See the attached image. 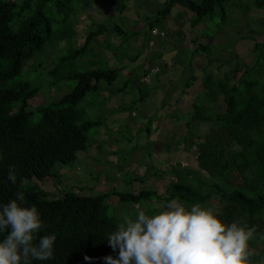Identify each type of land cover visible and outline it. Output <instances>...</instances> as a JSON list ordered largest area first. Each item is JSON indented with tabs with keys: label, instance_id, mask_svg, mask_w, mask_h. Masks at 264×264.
<instances>
[{
	"label": "trees",
	"instance_id": "16d2710c",
	"mask_svg": "<svg viewBox=\"0 0 264 264\" xmlns=\"http://www.w3.org/2000/svg\"><path fill=\"white\" fill-rule=\"evenodd\" d=\"M232 1L167 0L154 21L148 25L149 33L162 23H165V27L167 18L177 6L192 15L191 26L196 29L207 19L213 21L216 10L220 8L226 29L231 24L232 11L229 6L239 4H230ZM79 3H82L81 0H25L18 6L17 0H0V153L4 156L0 160V202L6 203L14 198L17 191H23L28 202L36 204L43 214L45 227L40 235H57L54 257L46 261H34V264H105V256L118 255L107 241V234L114 231L119 223L116 217L109 216L107 210L112 197L118 198L120 203L134 206L142 201L151 202L152 206L153 203L162 202L161 210L173 199L185 204L206 205L218 196L221 203L226 205V220L241 219L249 226H255V234H259V240L263 241L264 43H255L258 57L251 67L244 66L242 69L236 63L224 77L215 78L212 72H206L218 61V58L210 56L209 46L212 43L206 41L209 44L200 45L197 36L186 39L193 46L192 56L196 60L204 56L207 61L200 78L204 99L199 98V103L194 102L193 115V111L185 115V134L181 139L173 140L172 148L165 144L158 145L157 142L156 145L159 150L164 148L168 152L180 150L181 145L188 150L195 148V161L200 170L209 175L210 183L197 174L173 172V180L161 195L155 190L136 191L134 183L139 179L129 181L134 187L133 193L105 191L84 196L83 190H78L65 192L62 199H52L49 193L40 188L39 183L52 177L51 172L57 163L71 164L77 161L79 153L86 152L89 147L86 132L91 125L81 123L82 118L75 108L88 94L100 93L102 83L112 86L123 71L120 68L90 69L62 74L63 78L60 77L59 71L63 64L88 57L93 41L106 30L101 25L86 35L83 45L77 47L72 56H61L56 60L57 66L51 72L54 80L48 93L43 96L55 89L54 82H76V87L59 102L40 104L35 111H30L42 85L34 86L31 81L10 85L35 67L37 59L44 57L48 50L70 43L77 37L74 24L72 26L69 23L78 15ZM256 5L264 8V0H256ZM120 9L125 10L126 7ZM114 30L122 32L118 27ZM182 51L177 52L180 54ZM159 55L154 54L146 59L148 63L142 65L143 79L151 74L153 61L162 56ZM135 61L136 58L132 62ZM44 64L45 61L41 63L42 68ZM192 66L188 63V67ZM160 70L165 74L166 70ZM196 80L190 77L186 87ZM221 99L225 110L214 112L213 105ZM34 113L39 114L40 118L31 124ZM169 117L166 114L161 120ZM161 120L154 127L149 124L145 138H151ZM151 144L150 148L159 153L154 141ZM10 166L16 169L15 184L7 179ZM146 172H153V178L161 177L154 166L147 168ZM144 208L151 212L159 210ZM254 242L250 241V247L255 246ZM86 256L93 259L86 260Z\"/></svg>",
	"mask_w": 264,
	"mask_h": 264
},
{
	"label": "rangeland",
	"instance_id": "374dc122",
	"mask_svg": "<svg viewBox=\"0 0 264 264\" xmlns=\"http://www.w3.org/2000/svg\"><path fill=\"white\" fill-rule=\"evenodd\" d=\"M23 1L25 0H17L18 6ZM166 1L81 0L82 3L77 5L78 15L69 23L72 26L74 24L77 37L70 43H63L55 46V49L48 50L44 57L37 59L35 67L10 83L13 85L31 81L34 86L42 85L40 94L29 108L30 111H35L40 104L59 102L65 94L70 93L76 87V82H54L55 91L52 90L43 96L48 93L51 81L54 80L51 72L57 66L56 60L61 56H72L73 51L83 45L86 35L101 25L106 30L102 36L93 41L88 57L63 64L59 71L60 77L63 78L62 74L70 72L128 66L112 86L102 83L100 93L88 94L75 108L82 118L81 123L91 125L86 132L89 137V147L86 152L78 154L77 161L68 165L56 164L55 171L60 173L61 177L57 175L43 183L36 180L42 190L51 194L52 199L63 198L66 191L76 192L78 190H83L82 195L84 196H93L105 191L133 193L134 187L129 182L133 179H139L138 182L133 181L136 191L155 190L161 195L166 192V188L173 180V172L197 174L205 182L210 183L209 175L201 171L195 161V148L188 150L181 145L180 150L168 152L164 148L159 150L156 145L157 142L158 145L165 144L172 148L173 140H179L185 134V122H187L185 115L193 111L194 102L199 103V98L204 99L200 86L201 80L194 81L188 88L185 87L192 74L194 77L202 78V68L207 63L204 56L197 60L192 56L193 46L186 39L197 36L200 45L209 44L206 41L212 43L209 46L210 56L214 59L218 58V61L212 64L206 72L209 74L212 72L215 78L224 77V74L231 71L236 63L242 69L244 66L251 67L258 57V52L254 48L255 43H264V8L257 6L256 0H234L230 4H239L229 6L232 11L231 24L226 29H224L226 24L221 18L220 8L216 10L213 21L207 19L196 29L191 26L192 15L177 6L173 9L171 17L169 16L166 26L164 27L165 23H162L159 29L152 31L153 33L157 30L159 36L162 35L168 39L160 40L157 46L156 40L152 39L153 41L148 45L147 39L151 37L148 25L163 9ZM123 6L126 7L125 10L120 9ZM115 27L120 28L122 32L115 31ZM161 28L165 31H161ZM248 37L254 39H248ZM141 42L142 46H140ZM154 47L160 48L166 57L165 61L159 59L153 61V66H159L163 72L166 70L169 74L163 77V73L160 74L159 71L157 75L161 83L158 89L163 88L160 93L155 89H153L155 92H150L151 84L141 83L142 65L145 62L148 63L146 56H151L149 53ZM175 50L183 51L175 56L173 54ZM135 58L136 61L132 62ZM186 60L187 63L193 64L191 68L184 69L176 66L167 70L165 66L168 61L181 64V61L185 63ZM44 61L42 68L41 63ZM197 61L199 64L196 65ZM126 72H132V74L126 75ZM183 74L184 77H182ZM149 80L153 84L154 79ZM163 83L166 85L165 88ZM184 87L185 93L182 95L181 90ZM164 103L165 105L162 106ZM166 105H169V111L164 110ZM224 110L222 99L213 105L214 112L221 113ZM193 113L194 111L191 115ZM166 114L170 118L161 120ZM39 118L40 115L34 113L30 123H36ZM177 119L184 121L180 122ZM160 120L159 129L154 133L153 140L144 138L149 124H153L154 127ZM200 128H203L202 125ZM153 141L159 153L150 148ZM151 166L159 170L160 178H153V172H146V169ZM117 200L118 198L112 197L110 202L108 201L107 210L109 216L116 217L119 222L121 213H134L138 210L134 204H114L113 201ZM154 205V203L152 206L151 202L142 201L138 206L159 210L163 207L162 202ZM206 206L218 209L220 215L226 220L227 213L224 210L226 205L221 203L218 196L213 197ZM259 237V234H254L252 240L255 241V246L250 247L254 252L253 264H260L264 261V236L263 241L259 240Z\"/></svg>",
	"mask_w": 264,
	"mask_h": 264
},
{
	"label": "clouds",
	"instance_id": "9594fccd",
	"mask_svg": "<svg viewBox=\"0 0 264 264\" xmlns=\"http://www.w3.org/2000/svg\"><path fill=\"white\" fill-rule=\"evenodd\" d=\"M55 167L47 181L60 176ZM7 179L16 183L14 167H9ZM136 207L134 213H121L117 227L107 234L108 244L118 255L105 256V264H253L250 241L257 229L241 219L229 222L214 207L175 199L155 212ZM44 227L42 212L28 202L23 191L6 203L0 202V264L52 259L57 235H40Z\"/></svg>",
	"mask_w": 264,
	"mask_h": 264
},
{
	"label": "crops",
	"instance_id": "0c3cea01",
	"mask_svg": "<svg viewBox=\"0 0 264 264\" xmlns=\"http://www.w3.org/2000/svg\"><path fill=\"white\" fill-rule=\"evenodd\" d=\"M171 15H172V13H171ZM171 15H170V17H171ZM168 18H169V17H168ZM168 18H167V19H168ZM155 29H159V28L156 27ZM160 30H161V31H164L163 28H161ZM150 35H151V33H150ZM152 39H153V40H156V46H157V43H158L160 40H164V39L166 40V38H164V37H156V38H154L153 35H152L151 37H149V38L147 39V43H148V45H149V42L153 41ZM167 39H168V38H167ZM140 46H142V42L140 43ZM156 46H155V47H156ZM155 47L151 49L152 51H150L149 54H150L151 56H153L154 54H155V56H157V54L160 53V55H162V56H161L160 58H158V59H159V60H164V61H165V57H166V55L163 54V53L161 52L160 48H159V49H156ZM173 54H175V56H178V52H177L176 50L173 52ZM160 55H159V56H160ZM151 56H146V57H147V59H148V57H151ZM168 63H169V64H168ZM182 64H184V65H182ZM197 64H199V63H196V65H197ZM165 66H166L167 70H168V69L171 70L172 68H174V67H176V66H178V67H182V68L185 69V68L188 67V63H186V62L184 63V62L181 61V64H179V63L174 64V63L168 61V62L165 63ZM119 68H120V67H119ZM119 68H112V69H119ZM126 68H128V66H124V67H122V68H120V69L125 70ZM154 69H159V70H160L159 66H154L152 70H154ZM126 70H127V69H126ZM152 70H151V71H152ZM127 74L130 75V74H132V72H126V75H127ZM160 74H162V73H161V70H160ZM167 74H168V73L166 72L165 74H162V76L165 77V75H167ZM158 75H159V74H158ZM168 75H169V74H168ZM158 77H159V76H157V75L154 76V77H153V76L151 77L152 79H154L153 84L151 83L150 80H149V81H146L145 79H143V80L141 81V83L143 84V82H144V84H145V83H147V84H151L152 87H151V89H150V92L153 91V89H155L158 93H160V92L162 91L163 88H162V89H158V87L161 85V83H160L159 80H158ZM182 77H184V74L182 75ZM155 78H156V79H155ZM159 78H160V77H159ZM191 78H197V77H194L193 74H192ZM189 80H190V79H189ZM197 80H200V79L197 78ZM197 80H196V81H197ZM156 83H157V84H156ZM145 85H146V84H145ZM163 85H164V88H165L166 85H165L164 83H163ZM200 86H201V85H200ZM185 87H186V86H185ZM185 87L181 90V94H182V95L185 93ZM201 89L203 90L202 87H201ZM153 92H155V91H153ZM202 92H203V91H202ZM164 110L169 111V105H166V106L164 107ZM167 113H168V112H167ZM169 118H170V117H169ZM166 119H167V118H166ZM158 129H159V128H158ZM158 129H157L156 131L153 132V134L151 135V138H150V139H152L154 133L157 132ZM144 138H145V137H144ZM144 138H143V139H144ZM143 139H142V140H143ZM152 140H153V139H152ZM155 141H156V139H155Z\"/></svg>",
	"mask_w": 264,
	"mask_h": 264
},
{
	"label": "built area",
	"instance_id": "2783aa9c",
	"mask_svg": "<svg viewBox=\"0 0 264 264\" xmlns=\"http://www.w3.org/2000/svg\"><path fill=\"white\" fill-rule=\"evenodd\" d=\"M154 36H156V37H162V35H158V32H157V30H155V32H153L152 33ZM163 34V33H162ZM159 74V69H154V70H152V72H151V75L150 76H147L146 78H145V80L146 81H149V79L152 77V76H156V75H158Z\"/></svg>",
	"mask_w": 264,
	"mask_h": 264
}]
</instances>
